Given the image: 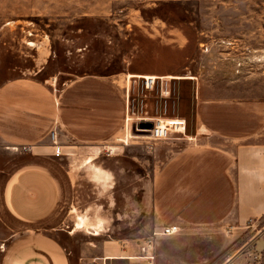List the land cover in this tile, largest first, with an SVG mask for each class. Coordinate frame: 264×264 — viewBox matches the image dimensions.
Segmentation results:
<instances>
[{"label":"rangeland","instance_id":"rangeland-1","mask_svg":"<svg viewBox=\"0 0 264 264\" xmlns=\"http://www.w3.org/2000/svg\"><path fill=\"white\" fill-rule=\"evenodd\" d=\"M142 76L183 79H168L166 98ZM15 81L28 138L55 126L49 114L64 107L102 114L93 141L64 143L63 158L81 166L96 158L82 170L78 212L104 219V231L141 255L156 229L174 223L159 217L157 194L173 202L176 153L264 143V0H0V87ZM159 120L186 129L153 140ZM223 124L229 135L208 131ZM48 138L15 149L53 146ZM195 229L156 237L146 262L264 264V220L256 230Z\"/></svg>","mask_w":264,"mask_h":264},{"label":"crops","instance_id":"crops-1","mask_svg":"<svg viewBox=\"0 0 264 264\" xmlns=\"http://www.w3.org/2000/svg\"><path fill=\"white\" fill-rule=\"evenodd\" d=\"M22 87L19 81L0 87V264H133L136 260L147 264L143 253L134 255L127 239L113 238L104 231V219H93L84 210L78 212L81 173L96 158L88 157L86 160H91L87 166H81L84 161L67 163L64 153L56 157L53 146L29 147L27 154L15 149L36 144L53 130L62 151L64 143L74 142L73 138L91 142L89 136L98 131L102 114L64 107L57 117L49 114L55 118V126L51 124L44 133L28 138L23 133L32 130H24L20 124L26 106L14 101V90ZM222 126L207 130L216 136L229 135L228 126ZM211 135L209 140L214 137ZM194 138L185 139L190 142ZM228 142L221 145L220 152L191 150L188 159L182 152L176 153L173 202L168 207L162 193L157 194L159 217L164 221L173 215L174 223L166 226L180 228L172 236L198 227L203 231L208 227L256 230L264 220V143H239L231 150ZM110 179L97 178L105 183ZM110 214L113 221V209ZM80 220L85 224L83 229H77ZM257 234L261 238L258 246L263 250L264 236L259 230ZM81 237L86 240L80 242ZM71 243L78 244V250Z\"/></svg>","mask_w":264,"mask_h":264},{"label":"built area","instance_id":"built-area-1","mask_svg":"<svg viewBox=\"0 0 264 264\" xmlns=\"http://www.w3.org/2000/svg\"><path fill=\"white\" fill-rule=\"evenodd\" d=\"M132 78H127V81H130ZM141 80L143 87L147 90H153L154 88H160L162 97H168L171 93V88L167 78L159 77V76H142V78H137ZM136 82V81H135ZM186 129L185 122L181 120H167V121H158L153 125L150 130V138L153 140H168L172 135L183 132ZM50 140L53 143L54 147V155L56 157H60L62 152V147L58 144L57 140V132L53 130L50 133ZM25 151H29V147L23 148ZM18 150V149H16ZM180 228L177 226H166L160 232L155 230L153 232V236L146 242V244L142 247V252L145 253V259H153L151 256V251L153 249V245L155 243V238L158 236H172L179 233Z\"/></svg>","mask_w":264,"mask_h":264},{"label":"bare ground","instance_id":"bare-ground-1","mask_svg":"<svg viewBox=\"0 0 264 264\" xmlns=\"http://www.w3.org/2000/svg\"><path fill=\"white\" fill-rule=\"evenodd\" d=\"M168 79H177V80H181L183 78H179V77H170ZM129 139V137L127 138ZM84 226H83V222L82 220H80L78 223H77V229H82ZM96 235H98V233L96 232Z\"/></svg>","mask_w":264,"mask_h":264},{"label":"trees","instance_id":"trees-1","mask_svg":"<svg viewBox=\"0 0 264 264\" xmlns=\"http://www.w3.org/2000/svg\"><path fill=\"white\" fill-rule=\"evenodd\" d=\"M143 126H150V125H147V124H143Z\"/></svg>","mask_w":264,"mask_h":264}]
</instances>
